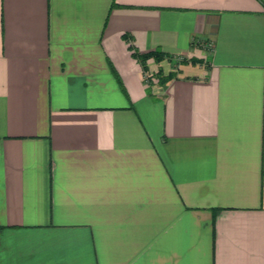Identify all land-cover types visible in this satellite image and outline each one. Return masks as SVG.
<instances>
[{
    "label": "crops",
    "instance_id": "1",
    "mask_svg": "<svg viewBox=\"0 0 264 264\" xmlns=\"http://www.w3.org/2000/svg\"><path fill=\"white\" fill-rule=\"evenodd\" d=\"M0 264H264V0H0Z\"/></svg>",
    "mask_w": 264,
    "mask_h": 264
},
{
    "label": "trees",
    "instance_id": "2",
    "mask_svg": "<svg viewBox=\"0 0 264 264\" xmlns=\"http://www.w3.org/2000/svg\"><path fill=\"white\" fill-rule=\"evenodd\" d=\"M130 48L132 49V55L140 62L142 69L144 71H147L146 62L148 59L152 58L154 61L160 62L162 59H164V57H166V58L171 57L167 54H163L162 52H157V51H149L147 53L141 54V53L137 52L135 49H133L132 46H130ZM196 61H198V60L192 59V62H196ZM174 75H175L174 72H170L165 76V78L163 80H169L170 78L174 77Z\"/></svg>",
    "mask_w": 264,
    "mask_h": 264
},
{
    "label": "built area",
    "instance_id": "3",
    "mask_svg": "<svg viewBox=\"0 0 264 264\" xmlns=\"http://www.w3.org/2000/svg\"><path fill=\"white\" fill-rule=\"evenodd\" d=\"M208 47H209V48H211V47H212V45H211V44H209V45H208Z\"/></svg>",
    "mask_w": 264,
    "mask_h": 264
}]
</instances>
